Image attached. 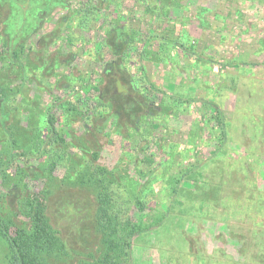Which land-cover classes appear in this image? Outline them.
<instances>
[{"label":"rangeland","instance_id":"rangeland-1","mask_svg":"<svg viewBox=\"0 0 264 264\" xmlns=\"http://www.w3.org/2000/svg\"><path fill=\"white\" fill-rule=\"evenodd\" d=\"M0 47L43 71L29 100H46V79L66 96L84 82V114L64 130L125 182L148 179L151 227L133 238L132 264H264V0H0ZM97 94L95 117L86 106ZM41 159H14L11 180ZM55 174L47 215L75 264L97 242L96 205ZM0 193L14 206L19 189L0 178Z\"/></svg>","mask_w":264,"mask_h":264},{"label":"trees","instance_id":"trees-1","mask_svg":"<svg viewBox=\"0 0 264 264\" xmlns=\"http://www.w3.org/2000/svg\"><path fill=\"white\" fill-rule=\"evenodd\" d=\"M90 11L88 9L87 13ZM158 38L163 44L164 39ZM170 43L183 51L182 43ZM131 44L127 43V47L133 48ZM8 49L0 47V115L2 121L9 120L0 127V178L3 187L12 185L19 189V196L15 205L10 206L5 194L0 193V239L5 245V263L64 264L72 259L59 230L47 215L49 184L57 176L56 171L60 170L64 181L90 191L96 205L93 222L97 242L94 248L84 250V257H79L75 264H132L130 250L133 238L151 227L144 220V198L150 185L148 179L137 186L125 182V175L96 162L100 149L86 148L82 137L64 130L70 126L72 115L80 117L84 114V110L78 111V104L84 101L80 95L76 96L84 82L79 87L72 86L68 97L64 91L61 94L60 91L52 92L58 86L55 81L50 84V80L46 79L40 81L39 86L47 90L46 100H29L27 89L30 90V83L43 71H39L40 67L37 73L30 71L27 64L21 61L20 50ZM150 85L152 88L153 84ZM16 96L18 100H15ZM90 103L86 111H94L95 117L101 116V111L95 112L102 105L99 95L94 96ZM213 108L222 118L219 110ZM23 114L25 122H22ZM219 123L221 126L224 124L221 119ZM221 134L226 136L224 129ZM27 156L42 159L33 169L17 165L12 181L8 174L10 164L14 159L21 160ZM147 161H152V158ZM181 177L168 182L173 186V194ZM142 178H146V173ZM149 190L152 189L149 187ZM134 211L138 212L137 218Z\"/></svg>","mask_w":264,"mask_h":264}]
</instances>
